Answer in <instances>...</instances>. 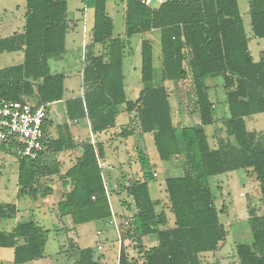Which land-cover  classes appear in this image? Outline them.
Wrapping results in <instances>:
<instances>
[{"label": "trees", "instance_id": "16d2710c", "mask_svg": "<svg viewBox=\"0 0 264 264\" xmlns=\"http://www.w3.org/2000/svg\"><path fill=\"white\" fill-rule=\"evenodd\" d=\"M70 1L27 0L23 32L0 39V56L24 53L22 64L0 69V98L45 106L48 115L51 104L65 99L66 76L53 73L50 61L66 53ZM85 4L94 11V19L87 31L84 94L65 101L68 119H88L92 133L99 135L116 128L125 108L134 115L136 130L153 136L160 160L169 163L179 158L184 175L165 179L174 220L173 226L167 228L164 212L158 214L156 210L161 203L151 194L150 183L157 180L156 174L148 169V156L140 152L142 178L123 189L132 202H123V207H128L127 213L131 209L135 213L123 216L114 208L113 192L109 196L106 192L105 170L100 166L106 156L103 144L83 142V154L61 175L67 191L56 205L55 214L59 223L69 219L72 231L91 223L105 227L114 215L117 227L109 226L116 232L115 243L101 230L97 232L100 240L96 249L81 248L71 240L78 252L77 264H105L106 253L97 257L103 250V245L98 249L101 244L110 246L108 250L114 251L117 264H204L202 256L216 253L227 237L211 178L252 171L264 205V135L247 127L248 118L264 114V56L259 61L253 58L239 1L173 0L156 9L127 0L126 29L118 37L114 36V22L107 13V0H85ZM249 9L253 38L264 40V0H249ZM154 30L160 32L161 45L157 82L154 47L145 37L141 43L144 88L137 99L130 100L123 72L129 40ZM96 46L102 48V54L95 53ZM217 79L222 80V104L227 108L222 120L218 119L217 104L207 84ZM167 81L180 86L190 82L197 123L174 124ZM220 123L225 136L219 129L217 147H212L206 127L216 125L217 129ZM51 124L48 119L47 131ZM135 132V128L127 126L119 136L127 139ZM8 147L7 142H0L1 150ZM76 148L67 124L56 141L50 139L47 151L58 154ZM43 156L37 161L19 160L20 195L37 199L51 194V188L42 185L41 180L60 174L59 164ZM18 213L16 205L0 202V225L15 220ZM249 225L252 241L237 246L239 264H264V215L252 210ZM48 232L32 215L31 220L11 231L0 230V248L14 250V264L39 261L45 258ZM149 237L156 239L157 245L146 249L144 239ZM130 246L138 251L139 258L131 257Z\"/></svg>", "mask_w": 264, "mask_h": 264}, {"label": "rangeland", "instance_id": "374dc122", "mask_svg": "<svg viewBox=\"0 0 264 264\" xmlns=\"http://www.w3.org/2000/svg\"><path fill=\"white\" fill-rule=\"evenodd\" d=\"M124 1V2H123ZM108 0L107 12L114 22V36H122L125 30L126 23V0ZM27 0H0V24L9 20H14L17 23L22 21L20 17L26 11ZM240 11L243 15V20L245 24V29L249 37H253V32L251 29V16L249 14V5L247 0H239ZM83 0H72L69 2L68 6V22L70 24L69 32L67 34V54L64 60L61 62L50 61V66L53 72H61L66 75V88L68 89L70 85H74L72 80L75 81V86H80V76L79 70L81 67V53L83 42H86V34L83 33L85 24L81 10L83 9ZM89 21L93 20V11L89 10L87 12ZM89 22V26H90ZM15 31L21 28L20 24L15 25ZM13 34V32H12ZM11 33L3 34L4 37H9ZM85 35V36H84ZM141 39L140 35H135L132 38L133 50L128 51V55L124 58V74L126 77V87L128 91V98L130 100H135L138 95L134 96V93L130 92L129 87H133L139 92L144 88L141 80V49H138V42ZM251 53L255 61H259L264 56V40L252 38L249 45ZM140 48V47H139ZM95 51V50H94ZM95 53L97 55L102 54V48ZM87 55V51H86ZM161 46L156 44L154 47V67L156 69V79H158V73L160 72L161 66ZM24 54L23 52L17 53H5L0 56V68H5L13 65H19L23 62ZM208 85H211V99L217 105H221L225 100V94L222 87V80L217 79L213 82L211 80L207 81ZM169 90L170 97H172V114L175 119V123L184 126L191 125L194 123L195 116L193 112L195 110V98L193 95L192 87L190 82L184 83L182 86L173 83L165 84ZM222 87V88H221ZM134 90V91H135ZM178 96V99L176 98ZM181 105V106H180ZM216 105V106H217ZM218 107V106H217ZM225 109L226 106L224 105ZM181 111L185 115L183 122L181 121ZM228 113V112H227ZM225 115V114H224ZM223 112L218 111V119L222 120ZM225 117V116H224ZM247 127L251 131H256L260 135H264V114L254 115L247 119ZM221 130V136H225V130L220 123L219 126L212 125L206 127V132L209 136L210 143L212 147H217V131ZM121 132V131H120ZM223 133V134H222ZM133 138V137H132ZM142 140V141H140ZM152 151H148L149 158L151 160V168L153 175L156 174L155 181L150 183V189L153 199L159 201L161 205L156 209L157 213L160 214L164 212L168 224L167 228L172 227L174 224L173 216L170 211V206L167 199V194L165 193V179L172 176H183L184 169L182 167L181 160L179 158L168 164L160 160L158 152L156 150L154 140L150 138L139 139L137 138L134 144L130 145L129 154L125 157H121L122 163L116 158H113L115 164L120 163L122 171H128L129 174H125L128 178H120L115 181H111L114 190H111L115 195L113 197V203L115 209L120 207V213L123 216L134 215V210H129L128 207H123L124 203L132 205L127 193L123 190L124 186L131 183L136 179L142 178L139 174L140 164V152L135 153L132 149L143 144L150 145ZM126 148V143L124 142L123 147ZM122 147L120 148V150ZM109 150L107 149V152ZM141 152L144 153L141 148ZM8 159L16 162L14 155L7 153ZM108 154H111L108 152ZM110 156V155H109ZM120 160V161H121ZM125 160V161H124ZM6 164V162H5ZM4 164V165H5ZM17 165V164H16ZM118 165V164H117ZM131 170V171H129ZM14 172L10 169L9 173L1 170L0 168V202L14 203L16 200V189H17V177L16 180L13 178ZM53 178V177H52ZM42 179L41 183L45 187L52 185L57 188L60 187L58 183V178L54 179ZM211 187L213 194L216 198V205L220 212V221L227 231V237L220 244V248L216 253L207 254L202 256V261L204 264H239L236 248L239 244H250L252 241L251 228L249 225V219L251 218V211L254 210L257 215H264V205L262 203L260 190L258 187V182L256 176L252 171L240 170L225 175L217 176L211 178ZM65 192V191H64ZM118 192L120 194H118ZM63 195V193H62ZM59 196V197H58ZM55 195V199L52 206H56L58 201L61 200V193ZM26 201V202H25ZM33 202L30 198L24 200L21 203V215L19 216L20 221H29L31 216L29 211L24 210V206H35L38 208L34 214V218L40 223V225L47 231H49L47 243L45 246V258L39 261L31 262L29 264H77L78 252L73 248L71 240L79 245L81 248L94 247L97 248V242L100 237L97 236L99 230L105 236H108L113 240L116 232L107 226H101L100 223H91L81 227H78L77 231H72L69 220L66 223H59V220L55 213L45 209L42 203L39 204ZM53 208V207H52ZM123 221H127L124 219ZM13 221L3 222L0 225V230H9ZM59 223V226H58ZM8 225V226H7ZM63 231V232H62ZM66 232V233H65ZM114 232V234H113ZM115 243V240H113ZM156 239L149 237L144 239V244L146 249L151 248L155 245ZM103 245V250L99 252L98 255L106 253L107 260L105 264H117V257L114 251L109 252L108 244ZM109 246V247H108ZM117 245H115L116 247ZM129 253L131 257L139 258L138 251L132 250V246L129 247ZM117 251V250H116ZM14 257L13 249L0 248V264H14L12 260ZM96 257V258H97ZM142 259V258H140ZM141 263V261H140Z\"/></svg>", "mask_w": 264, "mask_h": 264}, {"label": "crops", "instance_id": "0c3cea01", "mask_svg": "<svg viewBox=\"0 0 264 264\" xmlns=\"http://www.w3.org/2000/svg\"><path fill=\"white\" fill-rule=\"evenodd\" d=\"M121 1H123V0H121ZM171 1H173V0H171ZM247 1H248V5H249V0H247ZM125 2H126V7H127V0ZM107 5H108V0H107ZM68 6H69V4H68ZM83 6L84 7L81 10V12H82V15H83V18H84L83 21H85V24H87L86 25L87 27H85V29L83 30V33L86 34V42H83L84 44L82 45L81 67H80V70H79V72H80L79 73L80 86H78V85L75 86V81L73 79L72 83L74 85H70V87L68 89L66 88L67 91H66L65 99L63 101H60V102H55V103H53V104H51L49 106V122H51L52 124L50 126H48V137H49V142H50V139H51V141H56L60 137V133L62 132V128L65 125L68 124L69 128H70V132H71V134L73 136L74 142L77 144V148L74 149V150H65V151H63L61 153H58V154L46 151V153L43 156V159L44 160H48L49 162H56L57 164H59L60 174L54 176L52 179L57 177L58 178L57 179L58 180L57 184H59L60 187L55 188L52 185L48 186L52 190L51 194L49 196H47V197L39 196L37 199H33V198L29 197V196H24V195H20L19 194V192H20V187L18 185L19 157L17 155L15 156L16 152L13 151V148H11V147H8V149H6L5 151L0 149V168H1V170H4V171L9 173V170L11 169L14 172V177L13 178L16 180V177H17L16 200H15L14 203H9V202L8 203L16 205L18 210H19V213H18L16 219L12 220L13 223H12L11 226H9V230H7V231H11L14 227L19 225L20 223L26 222V221H20L19 216L21 215V212H22V209L20 208L21 207V203L24 202V200L27 199V198H30L35 203L36 202L38 203L39 200H42L41 202H39V204L42 203V206L45 209H48L49 211H51L53 213L56 212L57 208H56V206H52L51 202L53 203V200L56 198L55 195L58 196V194H60V193H61V199H62V196H63L62 193L64 194L67 191L66 188H64V186L62 184L61 175H64L69 169H71L75 165L77 159L79 157H81V155L83 154V150H82V146H81L83 142L91 141L93 144L94 143H100V144L102 143L103 144L106 156H105L104 160H102L100 163L102 164L101 167L105 170L104 181L106 183V186H105L106 190L111 195V190H114V188L112 187L111 181H115V180L120 179V178H122V179L125 178L126 179L128 177L125 174L126 173L129 174L128 171H122V168L120 166L121 164L120 163H117L118 165L115 164V162H113V158H116L119 162L122 163L121 157H123V156L126 157L129 154L130 145L134 144V142H136L137 138L145 139V140L147 138H150L152 140V138H153V136L151 134L142 135L139 132V130H136V122H134L132 120L134 115L133 116L129 115L125 111V108H122L121 114H119V116H118L116 128L111 129L108 132H105V133H102V134H99V135H94L92 133L91 125H90V122H89L88 119H83V120H81L79 122H72V121H70L68 119L67 112H66L65 101L67 99H72V98H75V97L83 96V94H84L83 87H82L83 70H84V68L86 66V62H85L86 61V51L88 49L87 31H88V29L90 27L89 26V22L90 21L88 19L87 12L89 10H92V9H90V8H88L86 6L85 0H83ZM160 7L161 6L152 7V8H156L157 9V8H160ZM25 8H26V6H25ZM25 14H26V11L23 14L21 13L20 17L22 18V21H20V23H17L13 19L1 23L0 24V39L7 38V37L3 36V34H5V33H11L10 36H12L16 32H18V33H22L23 32L24 26H25ZM249 14H250V10H249ZM241 15H242V13H241ZM126 16H127V9H126ZM242 18H243V15H242ZM93 19H94V11H93ZM125 20H126V18H125ZM92 22H93V20L90 23H92ZM16 24L17 25L20 24L21 28H19L17 31L14 32ZM68 24H69V22H68ZM125 26H126V23H125ZM69 27H70V24H69ZM125 29H126V27H125ZM12 32H13V34H12ZM124 33H125V30H124ZM246 33H247V31H246ZM138 35L141 36V39L138 42V49H141V43H142V41H143V39L145 37L149 38L152 41L153 47H155L156 44L160 45V32L158 30H154V31H152V32H150V33H148L146 35H142V34H138ZM247 35H248V33H247ZM249 38L252 40L253 37L252 38L249 37ZM251 40H250V43H251ZM250 43H249V45H250ZM66 44H67V37H66ZM99 48H100V46H96L94 50L97 52L99 50ZM129 49L133 50V52H134L132 39L129 40L127 53H128V51H130ZM67 51L68 50H67V45H66V53L60 59H52V60L55 61V62L63 61L64 57L67 54ZM23 60H24V58H23ZM13 66H15V65H13ZM9 67H12V66H9ZM9 67H5V68H9ZM0 69H4V68H0ZM123 72H124V61H123ZM53 73H61V72H53ZM124 76H125V74H124ZM168 83H173V82H171V81L165 82V84H168ZM125 85H126V77H125ZM129 89H130V92L134 93V96L138 95L141 92V91L139 92V90L136 91L131 86L129 87ZM169 95H171V94L169 93ZM176 98L178 99V96H176ZM178 101H179V99H178ZM171 103H172V97H170V104ZM217 106H218L217 110L218 111L220 110L221 113L223 112V115H224L225 108H224L223 104L217 105ZM171 108H173L172 104H171ZM185 117L188 118L187 115H185ZM185 117H184L183 111H181V121L182 122L185 119ZM173 121H174V124H176L174 118H173ZM194 121H195L194 123L198 122V120L196 121V119H194ZM176 125H178V124H176ZM127 126L135 128L136 132H135V134L133 136H130L129 138L125 139V138L120 137L119 134L122 132V129H124ZM184 126H189V125H185L184 124ZM140 141H142V140H140ZM124 142L126 143V148H125V146L123 147ZM48 146H49V144H48ZM121 147H122V149L120 150ZM141 148L143 149L144 154L146 156H149L148 151H152L151 143H150V145L143 144L142 147H140V145H138L137 147L133 148L132 150L135 153H137V152L139 153V152H141ZM107 149L109 150L108 152H110L111 154H108ZM7 153H10V154L14 155L13 157L15 158L16 162L12 163V160L10 161L8 159V154ZM149 160H150V158H149ZM5 162H6V164H5ZM150 162H151V160H150ZM170 163H172V162H169L168 164H170ZM139 168H140L139 169V174L142 177L143 173L141 171V167H139ZM129 171H131V170H129ZM46 179H49V178H46ZM1 203H7V202H1ZM26 205L24 206V210L26 212L29 211L30 216L34 215L35 212H36V209L38 208V206L36 207L35 204L32 205V206H26ZM114 208H115V205H114ZM120 210L121 209L119 207L116 211L120 214ZM66 220H69V219H64L65 223H66ZM8 222H10V221H8ZM58 226H59V223H58ZM156 245H157V242L155 243L154 246H156ZM12 260H14V257H13ZM13 263H14V261H13ZM26 264H29V263H26Z\"/></svg>", "mask_w": 264, "mask_h": 264}, {"label": "built area", "instance_id": "2783aa9c", "mask_svg": "<svg viewBox=\"0 0 264 264\" xmlns=\"http://www.w3.org/2000/svg\"><path fill=\"white\" fill-rule=\"evenodd\" d=\"M138 1L146 7H157L165 5L171 0ZM48 119L49 115L45 106L1 97L0 142H7L9 147L17 153L19 160L37 161L48 149ZM106 192L109 196L107 190ZM110 224L117 227L115 215ZM98 249L101 250L102 246H98Z\"/></svg>", "mask_w": 264, "mask_h": 264}]
</instances>
